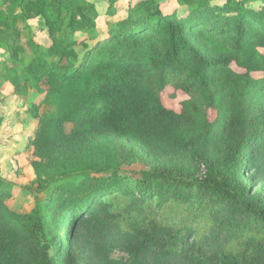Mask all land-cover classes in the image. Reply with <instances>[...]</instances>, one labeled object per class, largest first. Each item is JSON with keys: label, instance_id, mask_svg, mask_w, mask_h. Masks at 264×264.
Returning a JSON list of instances; mask_svg holds the SVG:
<instances>
[{"label": "trees", "instance_id": "16d2710c", "mask_svg": "<svg viewBox=\"0 0 264 264\" xmlns=\"http://www.w3.org/2000/svg\"><path fill=\"white\" fill-rule=\"evenodd\" d=\"M182 2L179 12L140 0L105 32L84 0L23 6L22 17L41 21L51 40L49 59H31L9 80L38 85L54 104L41 113L31 105L53 158L32 161L43 197L30 209L11 206L0 176V264H264V89L238 54L209 58L194 43L237 51L264 43V0ZM223 66L234 71L226 79L234 100L219 113L226 151L216 156L207 113L217 108L212 73ZM168 87L206 119L200 148L182 142L180 115L161 100ZM251 100L262 103L253 118ZM82 141L120 142L126 162L84 160ZM135 162L142 169L120 168Z\"/></svg>", "mask_w": 264, "mask_h": 264}, {"label": "rangeland", "instance_id": "374dc122", "mask_svg": "<svg viewBox=\"0 0 264 264\" xmlns=\"http://www.w3.org/2000/svg\"><path fill=\"white\" fill-rule=\"evenodd\" d=\"M27 1L29 0H0V176L10 185L12 198L8 202L17 210L30 209L34 196L43 197L37 192V177L32 161L36 159L50 161L53 158L36 135L39 122L31 114V105L38 103V112L41 113L54 111V104L47 103L44 98L45 91H42L38 85L27 82L15 87L9 80L13 72L20 73L31 59L38 56L49 59L44 48L50 45L51 40L45 28H42L41 21L37 18H23L21 15ZM84 1L95 6L98 11V27L105 32L106 22L125 16L128 8L140 0H117L111 13L108 11V0ZM210 1L221 3L223 0ZM159 4L161 8L168 11L183 12L188 8L182 0H159ZM67 14L68 11L65 10L63 16ZM194 43L209 58L232 57L238 54V60L243 65L253 68L251 76L255 86L264 89V84L260 81L264 74V43L254 41L240 51H237L232 43H211L198 38H195ZM235 64V62L231 63L232 69L241 71L242 69ZM232 69L223 66L212 73L213 86L217 90L215 96L217 108L208 109L207 117L214 123L211 128L213 133L211 137L209 133L208 142L216 156L226 151L219 113L223 114L224 111V116H227L228 112L224 110V107L234 100L231 90L226 87V79L233 71ZM161 100L167 107L179 113V132L182 142L190 144L195 149L200 148L206 119L191 109L190 96L168 87L162 93ZM261 106L262 103L251 100L248 117H256ZM70 128L69 125L65 126L66 132H70ZM111 143H115V146L108 144L107 149L104 143L96 145L82 141L80 142L82 149L78 156L85 158L84 160L103 156L110 159V162L112 159L126 162L123 156L126 151L121 152L120 149L122 144ZM87 146L90 147L88 152H86ZM123 147L128 148L129 145L125 144ZM58 160L61 161L55 156L56 163ZM61 167L59 164L58 169ZM142 167L143 165L139 162L120 165V168L130 171L142 169ZM250 168H248V174L252 173ZM257 184L259 183L254 185L257 186Z\"/></svg>", "mask_w": 264, "mask_h": 264}]
</instances>
